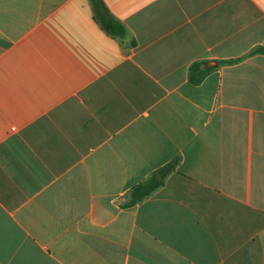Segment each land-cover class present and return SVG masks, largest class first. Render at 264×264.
I'll return each mask as SVG.
<instances>
[{
	"label": "crops",
	"instance_id": "crops-1",
	"mask_svg": "<svg viewBox=\"0 0 264 264\" xmlns=\"http://www.w3.org/2000/svg\"><path fill=\"white\" fill-rule=\"evenodd\" d=\"M101 2L0 0V264H264V0Z\"/></svg>",
	"mask_w": 264,
	"mask_h": 264
},
{
	"label": "trees",
	"instance_id": "trees-1",
	"mask_svg": "<svg viewBox=\"0 0 264 264\" xmlns=\"http://www.w3.org/2000/svg\"><path fill=\"white\" fill-rule=\"evenodd\" d=\"M94 16L101 26L113 35L123 36L125 33L124 27L108 12L101 0H90ZM197 67V64L191 68V71ZM204 71L200 70L197 76L193 77L194 82H198ZM173 169V163H168L159 168L151 177L143 182L135 185L130 190L131 202H136L157 189L163 182L166 175Z\"/></svg>",
	"mask_w": 264,
	"mask_h": 264
}]
</instances>
